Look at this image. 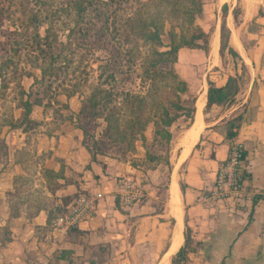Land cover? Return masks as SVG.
Here are the masks:
<instances>
[{
	"label": "crops",
	"instance_id": "obj_1",
	"mask_svg": "<svg viewBox=\"0 0 264 264\" xmlns=\"http://www.w3.org/2000/svg\"><path fill=\"white\" fill-rule=\"evenodd\" d=\"M261 1L264 7V1L259 0L251 7L242 8L241 20L236 25L238 33L230 42L239 55L238 69L225 74L213 66L214 75H208L216 86H222L229 75H241L243 66L247 88H244L245 76H241L239 88L231 99L208 107L207 86L198 88L201 93L196 96L191 123L178 131L175 129L178 121L171 127L174 134L170 146L175 140L178 153L174 165L170 162L167 199H159L157 194L159 164L143 173L128 159L106 156L98 159L101 163L93 161L82 145V133L78 129L67 132L57 144L47 148L50 153L43 164L53 171L62 168L65 176L57 179L60 186L54 191L47 187L54 196L51 202L11 211L6 196L17 190V184L15 178L11 179L13 176L0 173V227L7 226L5 239L0 228V264H172L171 259L179 253H184V264H264V8ZM249 25L251 29L247 31ZM243 28L251 36L242 38L239 31ZM192 50L207 56L201 49ZM180 53L183 63H190L191 53L181 48L175 65ZM204 100L202 111L200 105ZM237 115L242 118L234 139L241 142L244 150L246 193L236 203L208 202L204 196L234 140L225 136L227 121ZM192 130L195 134L187 148L186 136ZM129 174L134 176L143 196L124 208L118 201L117 180ZM79 192L98 195L93 215L77 227L58 229L52 223L55 215L64 212ZM49 211L53 215L47 221Z\"/></svg>",
	"mask_w": 264,
	"mask_h": 264
},
{
	"label": "trees",
	"instance_id": "obj_2",
	"mask_svg": "<svg viewBox=\"0 0 264 264\" xmlns=\"http://www.w3.org/2000/svg\"><path fill=\"white\" fill-rule=\"evenodd\" d=\"M34 1L39 9L45 8L49 4V0ZM129 1L132 0H61L55 5V13L50 14L52 18L56 16V24L53 23V20L43 23L41 15H48L44 10L36 9L34 11L33 8L28 11L23 10L27 19L30 18L29 23L33 25V32L31 36L24 34L23 39L16 40V43L15 40L13 42L8 40L7 47L5 41L0 40V87L6 79L9 68L16 62L17 51L26 44L37 49V57L40 59V61L34 62L31 60L32 67L38 70V76H34L33 80L37 87L36 90H33L31 84L29 90L19 88L15 107L20 110V115L16 118L13 111H10L4 119L3 125L13 129L32 121L30 115L33 107L42 105V101L46 97L35 93L40 89L50 91V87L61 70L71 67L65 52L67 42L64 43L57 38L58 29L62 32L67 31L68 34H65L67 37L74 29H80L83 30L81 36L87 42V46L99 49L106 48L105 44L111 43L114 45V49L109 57L98 65L97 84L90 89L83 107L77 114L84 115V111L88 110L90 118H101L106 124L109 141L123 144V152L134 153L137 141L141 142V146L146 147L145 131L149 125L153 127V142L159 146L166 145L167 151H170L168 148L174 134L171 127L179 119L187 127L195 112L196 95L190 94L187 81L177 73L174 65L178 60V51L181 48L201 49L206 54L208 52L209 33L196 22L197 18L203 14L204 1L135 0L139 5L125 16L124 29L147 46L140 67L143 78L149 79L150 83L143 95L129 91L121 92L125 106L119 107L115 103L117 92L114 91L119 79L118 75L120 76L123 71L131 72L135 64L134 50L136 48L134 46L124 47L121 44L116 25L118 10L123 3ZM222 10L225 16L226 4L222 5ZM2 19L0 13V21ZM57 25L58 27H56ZM0 27L2 29V26ZM40 28H43V32L40 31ZM18 31L20 28L16 26L15 33ZM165 35L167 36L166 42L164 41ZM229 36L230 30L224 19L220 26L219 52L226 49L233 57H239L235 49L228 43ZM47 54L49 59L46 58ZM240 80L241 75H229L224 85L216 86L213 81L207 78L206 106L220 104L231 99L239 88ZM159 88H168L169 95L161 93V98H158V93L161 92ZM1 89L0 95L3 92ZM65 91L64 95L67 98L76 93L74 89ZM204 105L205 100L200 105L202 111ZM241 118V115H237L227 121L225 136L230 141L237 134ZM78 127L83 135L82 145L88 150L89 146L83 143L84 136L88 131L84 126ZM0 150V170H2L9 162L8 147L4 138L0 139ZM90 154L91 160L96 161V157L92 153ZM144 155V161L155 163L163 161L170 167L169 156L150 152L147 148ZM42 171L46 185L51 191L55 190L52 187V181L58 184L57 179L65 178L62 168L58 171L43 168ZM243 172L247 177L244 169ZM52 215V211H49L47 221H50ZM186 233L185 237L188 234ZM182 256L184 253L177 254L171 259V263L184 264Z\"/></svg>",
	"mask_w": 264,
	"mask_h": 264
},
{
	"label": "rangeland",
	"instance_id": "obj_3",
	"mask_svg": "<svg viewBox=\"0 0 264 264\" xmlns=\"http://www.w3.org/2000/svg\"><path fill=\"white\" fill-rule=\"evenodd\" d=\"M58 1L61 0H49V4L45 8L39 9L34 0H0V13L3 17L0 21V26H2V29L0 27V40L5 41L7 47L8 40L9 42L15 40L14 42L16 43V40L21 41L23 39L22 36L24 34L31 36L33 25L29 23L30 18L29 20L27 19V16L23 14V10L28 11L30 8H33L34 11L36 9L44 10L48 15H41L43 23L48 20H53V23H55L57 21L55 19L56 16L52 18L50 14L55 13V5ZM203 1V14L197 18L196 22L209 33V49L207 56L204 57L202 52L198 53L196 50L185 48L191 53L190 63H183V53H180L179 62L177 65H174L177 73L187 81L190 94L196 96L201 93H199L198 88L205 89L207 86V78L209 79L208 75H214V73L211 72L213 66H218L225 74L228 73V70L234 72L238 69V64L240 63L239 57H233L226 49L221 51V53L219 52L220 26L222 21L225 19L226 26L230 28L228 40L230 45V42L235 40L238 33L236 25H238L241 20L239 18L241 17L242 8L244 6L251 7L253 4L259 2V0ZM223 4H226L225 16L222 10ZM260 4L261 8H264L262 6V1ZM138 5L139 3L135 0L125 2L117 12L116 25L118 27V37L120 38L121 44L124 47L130 48L134 46L136 48V50H134L135 64L132 71H123L120 76L118 75L119 79L116 83V88H114V91L117 92L115 103L119 107L125 106L123 105V94L121 92L129 91L134 94L143 95L150 83L149 79L143 78L142 69L140 67L142 56L146 53L147 46L143 45L141 40L129 34L124 29L123 23L125 16L131 13ZM259 13H262V11H259ZM16 26L20 28L18 33H15ZM250 26L251 25H249L247 31L251 29ZM56 27H58V25ZM246 29L243 28L239 31L242 38L251 36ZM40 31L43 32V28H40ZM81 33H83V30L74 29L67 37L65 36V34H68L67 31L62 32L58 29L57 38L64 43L67 42L65 52L71 67L61 70L57 79L50 87V91L40 89L35 93L46 97L43 99L42 105L33 107L30 115L32 121L28 124L9 129L6 125H3V121L10 111H13L16 118L19 117L20 110L17 109L15 105L17 103L20 87L24 90H29L32 84V89L36 90L37 85L33 83V80L34 76H38V70L32 67L31 60L34 62L36 60L40 61V59L37 57L38 53L35 47H32L30 44L20 47L16 54V62L9 68L6 79L0 87L3 91L0 95V139H5L9 158V162L0 170V173L4 172L6 177L13 176L11 179L15 178L14 183L17 184V190L6 196L9 207L13 212H17L20 208H25L26 205L39 206L44 202H51L50 199H54V196L48 193L49 189L46 186L42 171L45 158L50 153V150L47 148L53 144H57L61 136L65 135L67 132L78 129L79 132L82 133L78 126L86 127L88 133L84 136L83 143L89 146L88 150L96 157V161L106 156L128 159L132 164L136 165V167H139V170L143 171V173L154 164H159L156 171L159 182L156 186L158 188V198H162L165 201L168 197V188L171 180V178H169V172H171L170 167L174 165L178 153L175 140H172L171 146L168 148L170 151L168 150V152L166 145L159 146L156 142H153V127L150 125L145 131L147 139L145 142L146 147L141 146V142L137 141L135 143L136 150L134 152L136 156H134V153L123 152V144H115L109 141L106 124L101 118H90L88 110L84 111V115L77 114L83 107V103L89 95L90 89L97 84L98 65L109 57L111 51L114 49V45H111V43H106V48L93 49L87 46V42L83 40L84 38L81 36ZM164 41H167L166 35L164 36ZM215 41H217V49L216 52L213 53V43H215ZM46 56V58L49 59L48 54ZM240 71L241 76H245V79H243L244 88H247L248 80L246 69L240 67ZM161 85L163 86V82ZM71 89L76 90V93L67 98L64 95L66 92L65 90ZM159 89L161 92L158 93V98H161V93L169 95L168 88ZM182 126H184V122L179 119L175 129L178 131ZM182 139L183 135L180 140V143L183 145ZM47 142H49L48 145ZM146 148L150 152L169 156V161L171 163L173 162L172 165L170 164L169 167V165H166L163 161L159 163H146L144 161ZM139 154L142 155L140 156ZM180 161L181 157L177 160L176 167L179 165ZM173 174L176 175L175 170ZM51 183L54 188L60 186L59 184L53 183V181ZM63 186L64 184L62 187ZM58 192H61V190ZM60 213L61 212L58 214ZM0 228H3L4 233L2 237L5 239L7 237V232H5L7 226ZM184 258V256L181 257L182 260Z\"/></svg>",
	"mask_w": 264,
	"mask_h": 264
},
{
	"label": "built area",
	"instance_id": "obj_4",
	"mask_svg": "<svg viewBox=\"0 0 264 264\" xmlns=\"http://www.w3.org/2000/svg\"><path fill=\"white\" fill-rule=\"evenodd\" d=\"M242 164L243 147L240 141L234 139L229 144L226 158L218 165L213 185L204 199L208 202H239L247 189ZM117 195L120 205L127 208L143 196V191L137 186L134 176L129 174L117 180ZM97 196L86 192L77 193L66 210L53 219L54 226L63 231L79 226L93 215Z\"/></svg>",
	"mask_w": 264,
	"mask_h": 264
},
{
	"label": "bare ground",
	"instance_id": "obj_5",
	"mask_svg": "<svg viewBox=\"0 0 264 264\" xmlns=\"http://www.w3.org/2000/svg\"><path fill=\"white\" fill-rule=\"evenodd\" d=\"M216 49H217V41H215V43H213V53L216 52ZM194 130L190 131L189 133H187V136H186V144H187V148H189L192 144V140H193V137H194ZM185 147V149H187ZM184 152V151H183ZM186 152V151H185ZM173 192H174V196L177 198V194H178V191H177V185L176 183L173 184ZM174 197V198H175ZM175 201V199H174ZM174 203V202H173ZM178 214V213H177ZM179 227V226H178ZM175 234V233H174ZM176 236V235H175Z\"/></svg>",
	"mask_w": 264,
	"mask_h": 264
}]
</instances>
